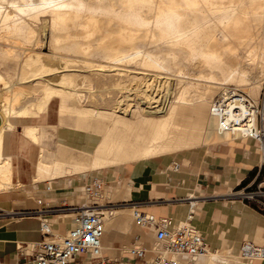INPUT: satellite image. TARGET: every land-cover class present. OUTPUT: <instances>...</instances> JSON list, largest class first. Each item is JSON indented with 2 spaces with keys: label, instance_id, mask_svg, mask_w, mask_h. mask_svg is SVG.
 I'll return each instance as SVG.
<instances>
[{
  "label": "bare ground",
  "instance_id": "1",
  "mask_svg": "<svg viewBox=\"0 0 264 264\" xmlns=\"http://www.w3.org/2000/svg\"><path fill=\"white\" fill-rule=\"evenodd\" d=\"M38 20L49 27L47 44L42 43L41 50L23 48L19 70L0 71V184L13 185L10 158L2 153L4 131L44 114L53 100L60 114L70 113L78 125L94 124L101 137L89 154L51 153L39 147L35 180L115 167L242 135L217 131L210 102L218 91L237 86L246 87L253 99L259 96L264 0H0V39L23 36L29 43L37 36ZM143 45L156 50H141ZM3 51L17 54L10 48ZM92 53L103 62L89 59ZM138 56L149 68L178 67L184 61L199 71L178 69L176 78L165 79L168 85L160 94L159 80L152 86L147 76L113 67ZM259 63L258 79L251 80L246 65ZM77 71L84 75L83 89L78 88ZM136 80L137 100L129 85ZM232 83L236 87L226 85ZM21 125L24 136L36 144L39 125ZM258 148L264 160V145ZM129 191L125 181L112 186L104 182L89 199L104 213L101 241L111 228L130 229L129 207H103L127 199ZM211 246L198 255L175 259L178 264H242L232 247ZM156 247L154 241L150 249Z\"/></svg>",
  "mask_w": 264,
  "mask_h": 264
},
{
  "label": "crops",
  "instance_id": "2",
  "mask_svg": "<svg viewBox=\"0 0 264 264\" xmlns=\"http://www.w3.org/2000/svg\"><path fill=\"white\" fill-rule=\"evenodd\" d=\"M38 125L40 134L36 144L22 133L23 139L31 142L34 152L43 147L50 152L73 150L76 154H89L101 137L94 124L78 125L74 116L54 114ZM11 130L4 131L2 153L10 158L13 184L17 182L21 186L8 187L0 192V259L3 264H17V246L41 237L38 218L25 212L62 208L70 203L83 202L80 187L94 176L73 173L35 180L34 165L39 153L35 158L32 151L27 158H23L19 154L21 143L17 140H10L9 149ZM234 138L236 136L173 154L95 170H106L103 178L105 186L118 185L121 180L129 184V197L117 201H143V208L148 212L157 216L168 215L175 222L183 220L188 213V203L183 198L197 196L198 210L192 218V224L204 235L207 246L212 245L210 248L215 250L225 244L238 252L244 239L264 243V214L238 201L229 203L221 198L203 199L226 195L230 190L256 180L260 170L256 142L251 139L236 140L233 146L218 143ZM174 162L178 163L177 168L172 167ZM116 170L121 173V177H117V184L116 178L112 177L117 173ZM49 216L53 227L58 230L69 224V219L60 212L50 213ZM132 232V225L129 230L111 228L102 239V249L111 256L119 255L117 246L126 243L119 240L124 241ZM151 232L146 234L150 248L154 244Z\"/></svg>",
  "mask_w": 264,
  "mask_h": 264
},
{
  "label": "built area",
  "instance_id": "3",
  "mask_svg": "<svg viewBox=\"0 0 264 264\" xmlns=\"http://www.w3.org/2000/svg\"><path fill=\"white\" fill-rule=\"evenodd\" d=\"M210 114L220 133L241 132L236 138L251 139L257 146L264 145V95L253 99L232 89L219 91L210 102ZM173 168L178 167L174 162ZM252 182L242 186V200L252 202L264 214V183L252 187ZM104 181L94 175L80 187L84 193L81 203H70L62 208H43L28 215L39 220L40 239L17 246V264H178L179 255L195 256L207 250L203 234L192 224L198 210L197 196L183 198L188 203V213L183 220L173 221L170 216H157L143 208L138 200L116 201L106 208L127 205L134 224L152 231L157 244L150 249L141 234H133L131 241L117 247L120 254L111 256L101 247L104 231V213L101 206L89 201L102 188ZM193 197V198H191ZM60 212L69 219L61 230L53 227L50 213ZM1 216V214H0ZM242 264H264V243L244 239L239 247ZM0 264H3L0 259Z\"/></svg>",
  "mask_w": 264,
  "mask_h": 264
},
{
  "label": "rangeland",
  "instance_id": "4",
  "mask_svg": "<svg viewBox=\"0 0 264 264\" xmlns=\"http://www.w3.org/2000/svg\"><path fill=\"white\" fill-rule=\"evenodd\" d=\"M35 27L37 28L38 32H37V36H35V39L33 38V41H31L32 44H31V42H29V43H28V41L26 42V38L23 37V36H18L19 38L15 39V40L9 39V40H5L4 41L3 39H0L1 40V42H0V47H1L0 48V71H2L4 73L5 72L13 73V72L19 70L20 68H19L18 64L20 63L21 58H23V54L25 52L23 50V48H26V47L29 48V47H31V48H33L35 50H41L42 49L41 44L42 43L44 45L47 44V41L49 40L48 36H50V34H49V27H48L47 23L45 21L38 20V23L35 25ZM24 38H25V40H24ZM36 39H37V41H35ZM38 41L41 42L40 45H35V43L37 44ZM7 48L13 49L14 51H16L17 54L12 55V54H10L8 52H4L3 50L4 49H7ZM140 49L141 50H144V51L145 50H150L152 52H155V50H156V48H154L152 46H148V45H143L142 47H140ZM88 58L91 59L93 62H103V58L99 54H96V53H92ZM140 59H141V56H138L137 58H135L132 61H126V62L123 61V62H120L121 64L120 63H117V64H115V66L113 65V67L118 68L117 66H119L118 69L122 73H129L130 75H134L135 74L137 76H144L145 78L147 76V78H149V80L151 81V83H150L151 85L154 84V82H155L154 80H159L158 86L156 85V87L158 88L156 91L158 93H160V94H163L164 93V91H165L164 90V87L166 85H168V82L166 83V81H168V79H169V81H171V77L172 78H176V73H177V70L178 69H181L182 71H184L186 73H191V74L197 73L199 71V68L197 67V65L191 66V65H189L188 62H184V61L183 62H180L179 65H178V67H174V66L171 65L172 67L169 66L168 69L149 68V67H146V66L141 65L139 63V60ZM78 64H80L79 61L76 63V65H78ZM256 65H246L247 68H248L247 69V71H248V77L251 80L252 79L253 80L254 79L255 80L258 79L257 75H258L259 69H261L260 66H262V65L260 63L259 64H256ZM75 67H77V66H75ZM131 69H133V71ZM77 73H79V72L77 71L76 73H74V74H76V79L78 80V84L77 85H79V87L78 86L77 87L80 88V89H83V88L86 87V83H84L85 82L84 75L82 74L83 75L82 76V75H79ZM79 79L82 80V81H79ZM165 79H166V81H165ZM162 82H164V83H162ZM129 85H132V90H133V93H134V94H131V96L134 97L135 94L138 95V80H136L135 82L130 83ZM162 85H163V88H161ZM226 85L228 87H236V85L234 83H232V84H226ZM236 88H237L238 91H241V92L247 94L248 96H250L246 87L243 86V88H242V86H237ZM136 95H135L136 98L134 97V99L137 100L138 99V96H136ZM263 95H264V76L262 78V84H261L259 96L258 97H254V99H262L263 98ZM54 114L62 115L63 117H72L73 116L70 113L69 114H60L58 112V110H57V102H56V100L51 101L50 104H49V106H48L47 111L44 114H41L38 117H33L31 119H28V121L26 120V121H22L20 123L19 122H16L15 123L13 129L10 132V136H9V149H10V140H17L18 142L21 143V146H22V147L20 146V149H19L20 156H22L23 158H27L28 155L32 153V151L34 152V150H33V146L31 145V142L26 141V140L23 139V137H22V125L21 124L26 123V122L27 123H37V124L38 123H42V122L45 121V118L46 117H48L50 115H54ZM236 140L237 141H245V139H243V138L242 139L241 138H234V139H232V141L226 140V141H221V142H218V143L228 144L229 146H233L234 145V141H236ZM210 142H215V141H210ZM210 142H208V143L209 144H212ZM208 143H205L203 145L206 146V144L208 145ZM46 151H48V150H46ZM39 152L40 151L34 152L35 153L34 154L35 158H36V155ZM258 152L260 153L259 148H258ZM258 152H257L258 160L260 161V165L258 166V168L260 170H259V174H258L256 180H254L253 183H252V187H254V186L258 185V184H263L264 183V160H260L259 153ZM51 153H57V152H51ZM13 163L15 165V163H16V155H14ZM97 172H99V173L97 174ZM86 173H89V174H92V175H98L99 177H102V178H104L105 175H106V173L104 172V170L87 171L85 173H79L78 175L81 176V175H84ZM112 177L114 179L116 178L115 179L116 180V183H118V178L117 177H121V173L117 171V173H115ZM11 185L12 184H10V185H2V184H0V192L7 190L8 187H20L21 186V184H17V182H15L12 186ZM239 191H242L241 186L239 188H234V189L230 190L226 195H218V196L206 197V198H203V199L208 200V199H219V198H221V199H225L229 203H233V202L238 201V202H240L242 204L249 205V206H251L252 208L255 209V205L252 202H248L246 200H242V198L239 195H237V193ZM82 200H84V194H83ZM257 211L260 212L259 210H257ZM129 217L132 219L131 213H129ZM132 231L133 232L131 234H129L124 241L120 239L119 242H126V243H128V242L131 241V236L133 234H141L142 235V240L144 242H146V244H147L148 247L150 246V240H149V238H147V235H146L148 231H146L145 229H143V228L139 227L138 225L134 224L133 220H132ZM183 262L186 263L185 260H183Z\"/></svg>",
  "mask_w": 264,
  "mask_h": 264
},
{
  "label": "trees",
  "instance_id": "5",
  "mask_svg": "<svg viewBox=\"0 0 264 264\" xmlns=\"http://www.w3.org/2000/svg\"><path fill=\"white\" fill-rule=\"evenodd\" d=\"M242 187V186H241Z\"/></svg>",
  "mask_w": 264,
  "mask_h": 264
}]
</instances>
